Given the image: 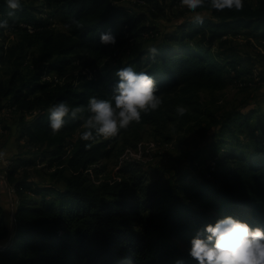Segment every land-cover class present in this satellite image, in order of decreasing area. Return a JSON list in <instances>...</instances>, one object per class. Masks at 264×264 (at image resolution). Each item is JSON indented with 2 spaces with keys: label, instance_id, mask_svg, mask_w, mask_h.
<instances>
[{
  "label": "trees",
  "instance_id": "1",
  "mask_svg": "<svg viewBox=\"0 0 264 264\" xmlns=\"http://www.w3.org/2000/svg\"><path fill=\"white\" fill-rule=\"evenodd\" d=\"M43 6L58 15L62 29L34 24L23 4L19 8L21 16L8 17L3 11L6 1L0 0V18L9 21L0 27V35L6 34L5 30L16 35L8 47L0 43V61L5 54L18 60L29 49L30 53L37 49L43 58H49L46 69L61 73L81 53L89 56L82 63L87 71L76 83L42 80L41 71L28 77L17 71L8 79L0 77V100L5 98L4 105L20 113V135H25L27 141L46 143V150L52 154L62 150L64 154L66 138L75 137L67 158L56 157L63 167L59 170L64 184L50 188L52 197L45 194L46 189L32 190L36 186L32 182H14L17 197L11 229L4 222L0 201V264H174L178 257L184 259V264H197L187 251L189 239L206 223L231 214L264 227V111L259 106L236 109L220 118L208 108L197 106V120L204 115L210 119L206 131L216 126L220 132L233 135L239 132L236 130L244 132L248 125L251 137L244 143L257 145L238 156L228 151L227 146H237L232 139L215 141L213 144L221 150L212 156L213 167L200 173L196 185L184 187L176 183L174 176L163 183L146 184L140 171L98 182L91 179L90 166L107 155L108 149H104L102 134L87 140L80 135L88 115V98L111 94L118 78L102 66L104 59L145 27L139 26L140 14L120 0H43ZM195 10L201 12L198 14L204 17L203 22L195 19L197 14L186 17L178 26L190 29L174 40L176 43L163 45L158 41L152 44L157 47L154 58L148 53L151 45L120 66L132 64L137 70L151 72L159 94L175 89L169 99L175 105L198 104L199 91L215 92L226 86L225 62L229 60L222 61V52L213 49L215 40L221 48L228 41L226 33L238 28L263 29L264 37V0H244L239 9H216L211 0H204ZM100 31L113 32L116 43L101 44ZM197 35L194 44L184 42V38ZM246 80L239 84L246 85ZM58 100L81 106L83 111L75 119L67 116V124L53 131L47 109ZM188 112L180 116L194 119ZM252 114H257L255 120ZM151 117L153 109L142 112V119L133 123L139 125ZM66 169L68 174L63 173ZM13 170L7 172L9 182ZM25 188L40 197L26 196L22 193ZM207 196L220 215L205 206Z\"/></svg>",
  "mask_w": 264,
  "mask_h": 264
},
{
  "label": "rangeland",
  "instance_id": "2",
  "mask_svg": "<svg viewBox=\"0 0 264 264\" xmlns=\"http://www.w3.org/2000/svg\"><path fill=\"white\" fill-rule=\"evenodd\" d=\"M251 1L256 2V0ZM120 2L132 12L140 14L139 26H144L145 29L104 59V64L101 65L111 73H115V70L128 59L158 41L163 45L176 43L190 29L187 25L179 27L178 24L188 16L201 13L188 7L186 0H120ZM22 4L26 6L28 13L26 16L34 24L45 23L63 28L58 15L45 8L43 0H22ZM3 11L9 12L7 3ZM20 13L23 12L19 8L15 9L12 16H21ZM119 24L120 22L117 23L118 26ZM262 30L238 28L229 31L225 35L228 41L222 44L221 48L218 46L219 40L214 41L212 47L222 52L224 56H220L222 61L229 60L225 62L226 86L215 92L208 90L198 92V104L187 106L188 114L194 116V119L181 117L176 112V105L169 102L171 96L175 95L174 89L160 94L163 103L153 109V117L142 121L139 125H134L132 121L114 136L102 135L101 140L104 141V149H108V153L90 166V178L98 182L97 179L119 178V175L140 171L144 175L146 184L156 181L163 183L170 176H174L176 183L191 187L196 185L200 173H207L210 167H213L215 159L212 156L217 155L216 153L221 150L220 147L216 148L217 144H213L215 141L232 139L237 146H227L228 151H235L238 156L253 149L257 145L256 142L244 143L247 137H251L248 125L245 126L244 132L236 130L239 132L233 135L227 131L220 132L216 126L206 131L210 119L204 115L197 120L195 115H199L196 109L200 105L213 111L217 118L236 109L250 110L259 106L261 111H264ZM4 33L6 34L0 35V43L8 47L15 42L16 35L11 30H5ZM198 38L199 35L194 38H184V42L194 44ZM30 51L31 49L26 56L18 60L5 54L4 60L0 61V77L8 79L14 71L28 77L41 71L42 80L76 83L87 71L82 64L89 57L86 54H76L73 61L65 66L61 73H57L46 69V61L49 58H43L37 49H33L32 53ZM233 70H236L234 74ZM244 77L247 78L248 83L240 85L239 81H243ZM4 99L0 100V149H6L8 155L7 158H0V201L3 206L4 222L11 229L17 197L14 182L22 181L24 184L32 182L36 184L32 190L46 189L45 194L52 197L50 188L64 184L59 170L63 167L58 164L56 157L61 160L67 158L65 155L69 154L71 141L75 137L66 138L64 154L63 150L58 154H52L50 149L46 150V143L27 141L25 135H20L22 133L20 113L9 104L4 105L6 102ZM26 117L28 118L29 115ZM251 117L255 120L257 114H252ZM29 158L32 159L31 162H28ZM223 167L222 165L219 168L223 169ZM12 168L13 179L9 182L7 172ZM63 173L68 174L69 170L66 169ZM32 190L25 188L22 193L26 196L40 197V194H34ZM210 201L209 196L205 197V206L215 215H220Z\"/></svg>",
  "mask_w": 264,
  "mask_h": 264
},
{
  "label": "clouds",
  "instance_id": "3",
  "mask_svg": "<svg viewBox=\"0 0 264 264\" xmlns=\"http://www.w3.org/2000/svg\"><path fill=\"white\" fill-rule=\"evenodd\" d=\"M8 16L22 6V0H6ZM188 7L196 9L204 0H186ZM216 9L244 6V0H211ZM195 19L203 22L204 17L197 14ZM9 23L0 18V27ZM101 44H115L116 35L111 31H100ZM157 51L152 45L148 49L150 57ZM118 78L112 85L107 97L92 95L87 101L88 115L84 119V130L80 135L90 139L96 134L114 136L132 121H140L142 112L158 108L163 103L154 76L147 70H137L132 64H126L115 70ZM188 110L184 104L176 105V112L183 115ZM83 111L81 106L73 107L67 100H58L47 109L49 126L59 131L67 124V116L77 118ZM6 149H0V158H7ZM188 254L197 264H264V227L251 225L231 214L220 216L214 222L197 228L189 239ZM174 264H184L178 257Z\"/></svg>",
  "mask_w": 264,
  "mask_h": 264
},
{
  "label": "built area",
  "instance_id": "4",
  "mask_svg": "<svg viewBox=\"0 0 264 264\" xmlns=\"http://www.w3.org/2000/svg\"><path fill=\"white\" fill-rule=\"evenodd\" d=\"M139 146H140V143H139ZM139 149H140V147H139Z\"/></svg>",
  "mask_w": 264,
  "mask_h": 264
}]
</instances>
